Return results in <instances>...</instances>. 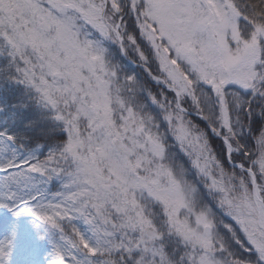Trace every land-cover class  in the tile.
<instances>
[{
	"label": "snow or ice",
	"instance_id": "6c2138e0",
	"mask_svg": "<svg viewBox=\"0 0 264 264\" xmlns=\"http://www.w3.org/2000/svg\"><path fill=\"white\" fill-rule=\"evenodd\" d=\"M0 209L47 264H264V0H0Z\"/></svg>",
	"mask_w": 264,
	"mask_h": 264
},
{
	"label": "rangeland",
	"instance_id": "374dc122",
	"mask_svg": "<svg viewBox=\"0 0 264 264\" xmlns=\"http://www.w3.org/2000/svg\"><path fill=\"white\" fill-rule=\"evenodd\" d=\"M45 227L31 215L21 214L14 217L7 210L0 209V236L13 229L16 231L12 264H47L51 246Z\"/></svg>",
	"mask_w": 264,
	"mask_h": 264
}]
</instances>
